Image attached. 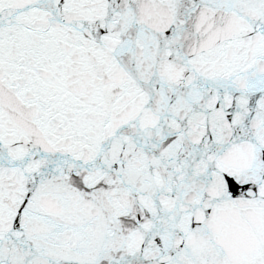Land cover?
I'll use <instances>...</instances> for the list:
<instances>
[{"label":"snow or ice","instance_id":"obj_1","mask_svg":"<svg viewBox=\"0 0 264 264\" xmlns=\"http://www.w3.org/2000/svg\"><path fill=\"white\" fill-rule=\"evenodd\" d=\"M0 264H264V0H0Z\"/></svg>","mask_w":264,"mask_h":264}]
</instances>
